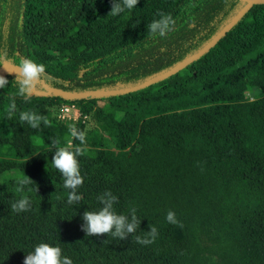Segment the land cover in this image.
Wrapping results in <instances>:
<instances>
[{"label":"trees","instance_id":"obj_1","mask_svg":"<svg viewBox=\"0 0 264 264\" xmlns=\"http://www.w3.org/2000/svg\"><path fill=\"white\" fill-rule=\"evenodd\" d=\"M245 4L139 0L112 16V0H0V53L15 64L21 57L44 64L38 90L125 89L198 52ZM158 11L176 20L166 38L147 32ZM5 78L0 264H24L41 242L60 247L73 264H264V4L251 5L178 73L138 90L74 100L33 93L25 100L16 75ZM61 104H75L98 125L78 157L84 182L76 205L68 204L71 190L52 164V140L80 146L69 133L73 121L52 114ZM20 111L49 124H21ZM75 126L84 131L86 123L81 117ZM105 133L116 150L104 146ZM26 175L33 181L19 193L17 181ZM105 191L118 197L117 214L130 218L137 210L140 227L126 240L82 230L83 213L99 210ZM25 195L30 210L12 211ZM170 210L182 228L167 221ZM150 226L158 230L155 242L136 243Z\"/></svg>","mask_w":264,"mask_h":264},{"label":"clouds","instance_id":"obj_2","mask_svg":"<svg viewBox=\"0 0 264 264\" xmlns=\"http://www.w3.org/2000/svg\"><path fill=\"white\" fill-rule=\"evenodd\" d=\"M227 3L228 0H225ZM139 3V0H112L111 11L108 15H119L125 10L131 11ZM159 18L154 19L147 25V32L150 38L159 36L166 38L168 34L175 29L176 20L170 13L158 11L156 14ZM6 59L5 53H0V63ZM46 72L45 65L37 63L26 57H21L15 71L16 78L13 82L18 86V95L28 100L33 95L38 82L44 77ZM12 82V83H13ZM9 81L0 76V89L7 87ZM17 105L13 101L9 115L11 116L16 110ZM19 120L21 124L27 122L32 128H38L43 122L46 126L49 124L46 116H41L34 111H20ZM70 136L80 141V146L73 147L71 141L66 146H59L58 140H52V146L55 148L52 159L53 166L63 175L64 187L71 191L67 195L69 205L79 204L83 197L77 194V189L83 184L84 178L81 175L78 157L85 154L86 149V133L79 130L75 124L69 126ZM33 180L27 175L17 181L16 191L24 192L25 186L29 185ZM31 191V189H29ZM102 207L97 211L86 210L83 213L82 230L88 236H101L110 234L114 238L126 240L130 235L135 234L140 227L141 221L136 214V208L130 209V218L128 215L117 214L114 204L118 202V197L113 195L111 191H105L98 197ZM31 208V202L28 196H23L11 204V210L14 212H26ZM169 223L178 227L183 224L176 218V213L169 211L166 215ZM158 230L155 226H150L145 236H134L135 242L141 245H149L155 242ZM24 264H73V261L62 255V249L52 244L41 242L37 244L34 250L26 255Z\"/></svg>","mask_w":264,"mask_h":264},{"label":"water","instance_id":"obj_3","mask_svg":"<svg viewBox=\"0 0 264 264\" xmlns=\"http://www.w3.org/2000/svg\"><path fill=\"white\" fill-rule=\"evenodd\" d=\"M244 1L246 2V4L242 7V9L202 49L186 57L185 59L181 60L180 62L175 64L173 67H171L169 70L163 73L154 75L140 84L127 87L125 89H93V90H86V91H72V90H66V89H62L58 87H49L46 90H38L36 88L34 93H39L42 95L56 94L65 99L74 100V99L87 98L91 96L102 97V96H108V95H116V94H121L124 92L138 90L143 87H147L153 84L154 82H157L159 80H162L173 74L178 73L182 68H184L191 62L195 61L197 58L201 57L211 47H213L236 24V22L241 18V16L246 12V10L251 5L264 4V0H244ZM17 65L18 64L5 61L3 65L0 67V76L5 77L8 74H15V71H17Z\"/></svg>","mask_w":264,"mask_h":264},{"label":"rangeland","instance_id":"obj_4","mask_svg":"<svg viewBox=\"0 0 264 264\" xmlns=\"http://www.w3.org/2000/svg\"><path fill=\"white\" fill-rule=\"evenodd\" d=\"M51 111L53 115H57V117L60 118L61 120L65 122H68L69 120H71L73 121L72 124H75V125L78 122V120L82 117L84 119V122L86 123L85 130H84L86 135L88 134L89 131L98 127L97 122L95 121L94 118H92L90 115L81 116V113L77 107H70L69 110H66V105L61 104L58 107H53ZM88 144H89V141L86 139L85 145H88ZM103 144L106 148L116 150L115 140L106 133L103 135Z\"/></svg>","mask_w":264,"mask_h":264},{"label":"built area","instance_id":"obj_5","mask_svg":"<svg viewBox=\"0 0 264 264\" xmlns=\"http://www.w3.org/2000/svg\"><path fill=\"white\" fill-rule=\"evenodd\" d=\"M65 105H66V110H69L70 107H77L78 108V106H76L75 104H65Z\"/></svg>","mask_w":264,"mask_h":264}]
</instances>
